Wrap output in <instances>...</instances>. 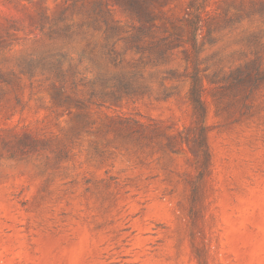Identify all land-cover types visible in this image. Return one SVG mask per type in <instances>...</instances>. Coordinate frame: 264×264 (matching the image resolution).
I'll return each instance as SVG.
<instances>
[{
    "label": "rangeland",
    "instance_id": "1",
    "mask_svg": "<svg viewBox=\"0 0 264 264\" xmlns=\"http://www.w3.org/2000/svg\"><path fill=\"white\" fill-rule=\"evenodd\" d=\"M0 0V264H264V0Z\"/></svg>",
    "mask_w": 264,
    "mask_h": 264
},
{
    "label": "trees",
    "instance_id": "2",
    "mask_svg": "<svg viewBox=\"0 0 264 264\" xmlns=\"http://www.w3.org/2000/svg\"><path fill=\"white\" fill-rule=\"evenodd\" d=\"M207 1L208 0H191L189 3V16L192 17L190 25L194 33L197 31V13Z\"/></svg>",
    "mask_w": 264,
    "mask_h": 264
}]
</instances>
